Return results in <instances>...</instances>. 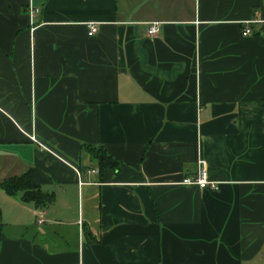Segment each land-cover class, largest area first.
I'll return each instance as SVG.
<instances>
[{
  "label": "crops",
  "instance_id": "1",
  "mask_svg": "<svg viewBox=\"0 0 264 264\" xmlns=\"http://www.w3.org/2000/svg\"><path fill=\"white\" fill-rule=\"evenodd\" d=\"M262 25L264 0H0V184L54 195L0 187V264H264ZM200 161L214 188L182 183Z\"/></svg>",
  "mask_w": 264,
  "mask_h": 264
},
{
  "label": "trees",
  "instance_id": "2",
  "mask_svg": "<svg viewBox=\"0 0 264 264\" xmlns=\"http://www.w3.org/2000/svg\"><path fill=\"white\" fill-rule=\"evenodd\" d=\"M256 32L262 34L259 30ZM83 149L89 154L91 160L97 163L101 173L107 169L113 172L119 171L120 162L109 155L104 147L85 145ZM0 187L8 196L19 197L23 204H32L36 209H45L54 201V195L43 192L41 186L36 182L33 169L21 176L5 179Z\"/></svg>",
  "mask_w": 264,
  "mask_h": 264
},
{
  "label": "built area",
  "instance_id": "3",
  "mask_svg": "<svg viewBox=\"0 0 264 264\" xmlns=\"http://www.w3.org/2000/svg\"><path fill=\"white\" fill-rule=\"evenodd\" d=\"M39 13H40V9L35 8L33 6L29 7V14H30L31 18H35ZM88 28H89V35L90 36H93L98 31L97 25L94 23L89 24ZM159 31H160L159 24L155 23L149 28L148 35L154 36V35L158 34ZM249 34H251V30L249 28L245 29L243 32V35L247 36ZM31 140L33 142L39 144L41 148L47 149L46 147L41 145L35 137H31ZM182 183L184 185H187V186H196L202 190L215 187V184L213 182H211L209 179V173H208L206 164L203 161L199 162L196 174L191 178L184 179ZM40 223H41V221H40Z\"/></svg>",
  "mask_w": 264,
  "mask_h": 264
},
{
  "label": "water",
  "instance_id": "4",
  "mask_svg": "<svg viewBox=\"0 0 264 264\" xmlns=\"http://www.w3.org/2000/svg\"><path fill=\"white\" fill-rule=\"evenodd\" d=\"M260 32L264 33V25H262L259 29Z\"/></svg>",
  "mask_w": 264,
  "mask_h": 264
}]
</instances>
